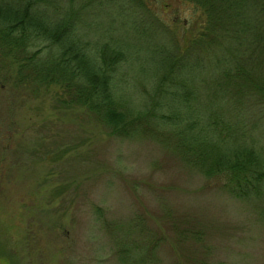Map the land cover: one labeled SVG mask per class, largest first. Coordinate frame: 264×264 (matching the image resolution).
<instances>
[{
    "label": "rangeland",
    "instance_id": "obj_1",
    "mask_svg": "<svg viewBox=\"0 0 264 264\" xmlns=\"http://www.w3.org/2000/svg\"><path fill=\"white\" fill-rule=\"evenodd\" d=\"M145 2L164 26H138L127 0H90L82 14L86 31L125 48L115 87L136 105L159 48L200 26L188 0ZM24 88L0 80V264H264V183L244 200L162 131H112L86 106L58 102L57 87ZM250 118L247 140L264 157V114Z\"/></svg>",
    "mask_w": 264,
    "mask_h": 264
},
{
    "label": "trees",
    "instance_id": "obj_2",
    "mask_svg": "<svg viewBox=\"0 0 264 264\" xmlns=\"http://www.w3.org/2000/svg\"><path fill=\"white\" fill-rule=\"evenodd\" d=\"M188 1L201 9L199 30L159 48L142 105L116 91L125 48L86 31L90 0H0V80L57 87L58 102L86 106L112 131H162L190 165L252 201L264 183V157L247 140L250 115L264 114V0ZM120 8L140 27L164 26L145 0Z\"/></svg>",
    "mask_w": 264,
    "mask_h": 264
}]
</instances>
